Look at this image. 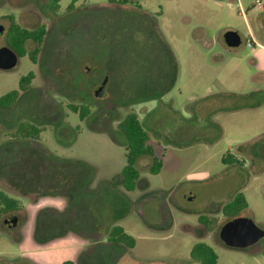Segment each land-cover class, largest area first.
<instances>
[{"label": "rangeland", "instance_id": "obj_1", "mask_svg": "<svg viewBox=\"0 0 264 264\" xmlns=\"http://www.w3.org/2000/svg\"><path fill=\"white\" fill-rule=\"evenodd\" d=\"M13 19L47 33L36 60L28 40L18 64L0 68V96L34 73L0 107V191L18 201L0 217V264H199L198 241L219 264H264V237L236 248L219 232L237 192L247 201L237 216L264 229V0H60L55 12L47 0H0V47ZM130 111L162 160L152 173L153 156L138 159L134 190L116 127ZM23 121L42 131L24 136ZM115 225L134 247L111 239Z\"/></svg>", "mask_w": 264, "mask_h": 264}, {"label": "trees", "instance_id": "obj_2", "mask_svg": "<svg viewBox=\"0 0 264 264\" xmlns=\"http://www.w3.org/2000/svg\"><path fill=\"white\" fill-rule=\"evenodd\" d=\"M113 2L128 3L131 0H111ZM60 0H47L48 8L55 12L59 8ZM47 33L45 25H40L35 28H28L20 25L14 19L9 27L7 34V43L13 48L19 56L26 54V42L32 40L35 43V48L31 52V58L36 60L37 54ZM34 73L31 71L20 77L19 88L8 91L0 96V107L13 106L19 99L21 93L32 86ZM70 107L77 111L79 110L81 118L90 113V109L84 106L71 104ZM79 108V109H78ZM116 127L126 137V164L121 170L122 183L126 190H134L139 182L141 173L137 166V161L141 156H153L152 173H157L161 170L162 160L155 156L154 146L151 144V136L148 130L143 126V123L136 111H130L126 116L116 123ZM18 131L24 136L37 137L42 131V128L36 126L29 121H23L18 127ZM225 160V158H224ZM226 161V160H225ZM231 161V160H228ZM238 161V159H234ZM247 206L245 195L242 192H237L235 196L223 205V213L229 216V219L236 217L238 211ZM18 208V201L15 198L9 197L3 191H0V217L10 211ZM213 217L209 215H200L199 221L206 225ZM111 239L117 242L126 244L132 248L135 245V238L129 234L122 226L115 225L111 231ZM191 257L199 264H219L218 254L209 243L205 241L196 242L190 251ZM62 264H75L72 260H66Z\"/></svg>", "mask_w": 264, "mask_h": 264}, {"label": "water", "instance_id": "obj_3", "mask_svg": "<svg viewBox=\"0 0 264 264\" xmlns=\"http://www.w3.org/2000/svg\"><path fill=\"white\" fill-rule=\"evenodd\" d=\"M5 30V26L0 23V33ZM225 41L229 46L240 45L242 38L238 31L227 30L224 34ZM19 61V54L9 45L0 47V68L12 69ZM106 79L96 88V94H103L106 88ZM8 225L14 226L17 224V215L12 214L7 219ZM220 238L230 246L243 248L254 244L259 239L264 237V229L250 217L236 216L227 220L220 228Z\"/></svg>", "mask_w": 264, "mask_h": 264}, {"label": "built area", "instance_id": "obj_4", "mask_svg": "<svg viewBox=\"0 0 264 264\" xmlns=\"http://www.w3.org/2000/svg\"><path fill=\"white\" fill-rule=\"evenodd\" d=\"M254 5H256L258 8H263V0H254ZM251 44L250 42L248 43Z\"/></svg>", "mask_w": 264, "mask_h": 264}, {"label": "flooded vegetation", "instance_id": "obj_5", "mask_svg": "<svg viewBox=\"0 0 264 264\" xmlns=\"http://www.w3.org/2000/svg\"><path fill=\"white\" fill-rule=\"evenodd\" d=\"M11 215H12V214H9V216H11ZM9 216H8V217H9Z\"/></svg>", "mask_w": 264, "mask_h": 264}, {"label": "crops", "instance_id": "obj_6", "mask_svg": "<svg viewBox=\"0 0 264 264\" xmlns=\"http://www.w3.org/2000/svg\"><path fill=\"white\" fill-rule=\"evenodd\" d=\"M225 161V160H224Z\"/></svg>", "mask_w": 264, "mask_h": 264}]
</instances>
